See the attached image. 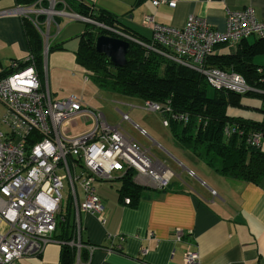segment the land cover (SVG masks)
<instances>
[{
    "label": "built area",
    "instance_id": "obj_1",
    "mask_svg": "<svg viewBox=\"0 0 264 264\" xmlns=\"http://www.w3.org/2000/svg\"><path fill=\"white\" fill-rule=\"evenodd\" d=\"M150 2L156 8L176 6L175 0ZM66 7L62 0H37L29 6L16 5L0 10V17L15 15L29 19L43 40V62L50 41V27L58 28L59 25L55 17L67 16L136 43L168 62L196 70L216 90L238 94L250 90L239 74L206 68L205 61L218 45L235 48L251 36L264 38V21L256 18L252 7L227 9L224 30H215L205 19L194 15H189L180 29L160 25L153 16L145 15L142 25L151 31L148 43L119 28L66 13ZM22 63L25 66L20 68L18 62L12 61L9 67L12 72L0 77V103L6 108L0 118V264H19L22 258L40 257L51 243L75 248V264H80V250H87L89 255L92 250L81 241V213L104 222L96 184L113 182L130 172L134 182L164 190L169 187L170 174L162 172V164L149 149L136 143L120 123L109 125L104 115L82 98H53L44 63L43 75L38 72L32 56L28 55ZM83 82H88L87 76ZM128 107L160 113L165 127L169 126L171 118L188 120L187 115L172 113L169 107L149 100ZM79 120L88 122V126L82 129ZM122 121H130L127 114L121 113ZM134 127L147 136L144 129L135 124ZM225 132L228 134L230 130ZM261 139L262 134L255 133L250 141L258 145ZM188 173L194 176L193 172ZM124 202L128 204L129 200L125 198ZM68 216L72 222V239L58 241L55 239L58 226L65 224ZM175 235L177 241L184 238L181 230ZM183 264H200L198 253L187 250Z\"/></svg>",
    "mask_w": 264,
    "mask_h": 264
},
{
    "label": "crops",
    "instance_id": "obj_2",
    "mask_svg": "<svg viewBox=\"0 0 264 264\" xmlns=\"http://www.w3.org/2000/svg\"><path fill=\"white\" fill-rule=\"evenodd\" d=\"M175 1L174 8L166 5L156 8L150 0H67L64 12L74 14L80 9L101 11L113 16L120 27L146 38L151 37V31L142 25L145 15L153 16L160 25L176 29L183 27L189 15H194L205 19L213 29L224 30L227 9L252 7L256 18L264 21V0ZM14 6L16 0H0V10ZM55 19L60 25L63 19L73 18L57 16ZM75 33L76 37L82 32ZM249 39L243 43V48L255 41ZM228 52L229 46L224 44L216 46L212 54ZM28 54L20 18L15 15L0 17V75L12 60L25 59ZM107 92L112 99L121 102V109H113L101 101L91 103L93 107H90L101 112L109 125L120 123L130 136L131 116L140 117L128 105H139L137 101L141 100L117 97L110 90ZM121 113L127 114L130 121L121 122ZM132 127L135 129L133 124ZM147 128L149 131L141 128L147 136L135 129L140 136L138 142L130 137L149 149L162 164V172L170 174L169 187L156 190L144 186L140 200L132 207L120 200L118 188L114 190L111 185L96 184V193L103 205L101 215L104 222L88 213L80 215L81 241L92 247L90 255L87 251V264H183L187 250L198 253L200 264H264V178L253 184L226 178L213 168L198 167L196 172L178 161L175 158L178 152L167 146L166 150L160 147L166 154L165 160L163 153L153 151L149 140L157 146L163 142L155 129ZM172 161L177 163L180 173L171 166ZM189 171L194 176H190ZM182 173L189 177L187 181L181 180ZM177 230L184 233L181 241L176 240ZM55 236L61 240L58 238L59 229ZM61 246L59 243L48 244L40 257L22 258L19 263L71 264L70 257L61 261Z\"/></svg>",
    "mask_w": 264,
    "mask_h": 264
},
{
    "label": "trees",
    "instance_id": "obj_3",
    "mask_svg": "<svg viewBox=\"0 0 264 264\" xmlns=\"http://www.w3.org/2000/svg\"><path fill=\"white\" fill-rule=\"evenodd\" d=\"M36 1L16 0V5L29 6ZM62 1L68 5L67 0ZM140 1L142 0H138ZM60 6L61 4L57 5L58 8ZM75 13L96 23L119 28L144 43L149 42V38L120 27L113 16L104 12L80 9ZM20 20L28 45V55L32 56L38 72L43 75V40L29 19ZM91 25L93 27H86L79 35L78 46L74 52L77 64L86 74L115 94L139 99L141 103L149 100L169 107L172 113L187 115V122L172 118L169 121L168 127L178 144L204 158L212 168L226 178L246 183H260L264 178V122L231 117L226 112V105L242 106L243 96L260 97L264 102V62L259 64L254 60L257 55L264 56V38L257 37L251 45L247 44L243 48L242 45L247 40L244 39L235 48L229 47L228 53H211L206 58V68L234 72L243 77L250 90L238 94L229 90H216L208 84L202 73L168 62L157 53L133 42H129L126 67H113L105 56L95 51L94 43L100 34L117 36ZM50 48H58V44ZM12 61L18 62L20 68L25 66L22 63L23 59ZM9 67L10 64L0 77L12 72ZM208 87L213 90L211 95L208 94ZM226 129H229L230 133L227 134ZM255 133L262 134L258 145L250 141ZM118 180L122 182L117 189L120 200L124 201L127 198L128 205L134 207L145 187L134 182L133 174L130 172ZM58 229V238L63 241L72 239V222L69 216L66 223L60 224ZM75 256L74 248L68 245L61 246L62 262L70 257L71 264H75ZM88 256L87 250L81 249L80 264H87Z\"/></svg>",
    "mask_w": 264,
    "mask_h": 264
},
{
    "label": "rangeland",
    "instance_id": "obj_4",
    "mask_svg": "<svg viewBox=\"0 0 264 264\" xmlns=\"http://www.w3.org/2000/svg\"><path fill=\"white\" fill-rule=\"evenodd\" d=\"M86 27L91 28L93 26L86 21L78 19H63L60 22V25H58V28L55 25H52L50 27V41L47 45V53L44 55V66L47 70L46 77L49 91L52 97L56 99H63L69 96H73L75 98H82L83 101L91 107H93L91 103L101 101L103 103H108L113 109H121L122 106L119 105L121 102L117 101L116 99H112L110 97V94L107 92L109 90L95 82L88 74L85 73L84 69L79 66L75 60L74 48L78 45L79 42V36L77 35L75 37V32H84ZM69 36H71L72 38ZM252 39H255V37L251 36L249 40ZM55 44H58V48L51 49L50 47ZM254 60L256 63H263L264 56L257 55ZM85 76L88 77V82L83 83V78ZM207 89L208 94L211 95L213 92L212 88L208 87ZM115 95L117 97H122L117 94ZM110 101L111 104L109 103ZM137 102L138 104H141V101ZM241 102L242 106L227 104V114L231 117H243L257 122H264V102L262 98L243 96ZM133 110L140 117V119H137L136 117H132V114H130V119L133 126L135 124L139 126V128H144L146 130H148L147 126H150L151 128L155 129L157 136L163 142L161 144L158 143L160 145L157 146L155 144H152V141L149 140L151 144L150 146L154 152L163 153V157L161 156L163 159H165L164 157H166V154L160 147L166 150L167 146L171 150L178 152L177 157L175 158L178 161H181L187 168L193 169L196 172L198 167H205L207 169L212 168V166H210L204 158L198 157L190 149L178 144L176 139H174V137L172 136L170 128H165V126H163V119L160 113L157 112V114H151L140 109ZM5 111L6 109L4 108L2 103H0L1 117L4 115ZM88 124V122L82 123L80 120L78 121V125L82 129L86 128ZM132 124H129V127L132 131V134L130 133V136L138 142L137 138H139L140 136L136 133V128L134 129L132 127ZM2 129L4 130L5 128L2 127ZM170 164L172 167H174L177 173H180L181 170L178 167L177 163L172 161L170 162ZM217 167H219L218 164ZM213 169L215 170V168ZM188 179L189 177L185 173H182L181 180L187 181ZM102 183L106 186L111 185L115 190L121 186L122 182L119 180H115L113 182ZM138 184L150 188V186H146V184ZM62 193L64 194V198L66 199L65 191H63Z\"/></svg>",
    "mask_w": 264,
    "mask_h": 264
},
{
    "label": "water",
    "instance_id": "obj_5",
    "mask_svg": "<svg viewBox=\"0 0 264 264\" xmlns=\"http://www.w3.org/2000/svg\"><path fill=\"white\" fill-rule=\"evenodd\" d=\"M94 48L98 54L105 56L113 67H126V56L130 49L128 41L100 34L95 39Z\"/></svg>",
    "mask_w": 264,
    "mask_h": 264
}]
</instances>
